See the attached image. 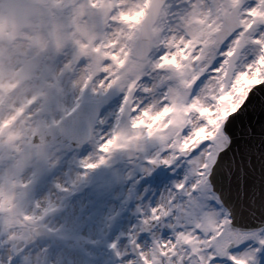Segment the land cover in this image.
<instances>
[{
    "label": "snow or ice",
    "instance_id": "obj_1",
    "mask_svg": "<svg viewBox=\"0 0 264 264\" xmlns=\"http://www.w3.org/2000/svg\"><path fill=\"white\" fill-rule=\"evenodd\" d=\"M0 264H264V0H0Z\"/></svg>",
    "mask_w": 264,
    "mask_h": 264
}]
</instances>
